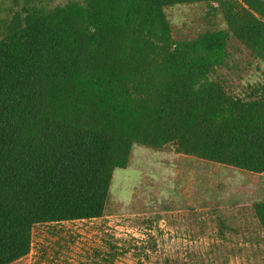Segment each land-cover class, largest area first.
Returning <instances> with one entry per match:
<instances>
[{"label": "trees", "instance_id": "obj_1", "mask_svg": "<svg viewBox=\"0 0 264 264\" xmlns=\"http://www.w3.org/2000/svg\"><path fill=\"white\" fill-rule=\"evenodd\" d=\"M47 2L0 24V264L38 225L102 218L135 145L264 173V0ZM200 3L226 29L176 39L165 9ZM237 51L260 72L240 90ZM249 209L264 233V202Z\"/></svg>", "mask_w": 264, "mask_h": 264}, {"label": "rangeland", "instance_id": "obj_2", "mask_svg": "<svg viewBox=\"0 0 264 264\" xmlns=\"http://www.w3.org/2000/svg\"><path fill=\"white\" fill-rule=\"evenodd\" d=\"M16 8L15 0H0V24ZM165 12L178 40L227 26L204 3ZM235 59L239 68L230 75L240 90L260 72L247 52ZM259 202L264 173L135 145L128 168L114 172L102 218L36 226L31 253L15 264H264V233L249 212Z\"/></svg>", "mask_w": 264, "mask_h": 264}, {"label": "crops", "instance_id": "obj_3", "mask_svg": "<svg viewBox=\"0 0 264 264\" xmlns=\"http://www.w3.org/2000/svg\"><path fill=\"white\" fill-rule=\"evenodd\" d=\"M23 260V259H22ZM21 261V260H20ZM17 263V262H16Z\"/></svg>", "mask_w": 264, "mask_h": 264}]
</instances>
